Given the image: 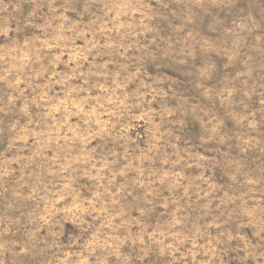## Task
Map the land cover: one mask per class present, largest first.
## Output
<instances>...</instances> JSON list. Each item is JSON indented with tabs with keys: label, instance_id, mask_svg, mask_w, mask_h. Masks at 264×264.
Segmentation results:
<instances>
[{
	"label": "rangeland",
	"instance_id": "obj_1",
	"mask_svg": "<svg viewBox=\"0 0 264 264\" xmlns=\"http://www.w3.org/2000/svg\"><path fill=\"white\" fill-rule=\"evenodd\" d=\"M0 264H264V0H0Z\"/></svg>",
	"mask_w": 264,
	"mask_h": 264
}]
</instances>
